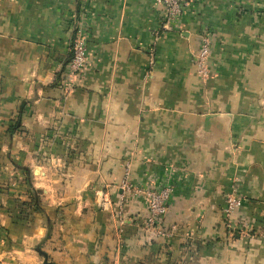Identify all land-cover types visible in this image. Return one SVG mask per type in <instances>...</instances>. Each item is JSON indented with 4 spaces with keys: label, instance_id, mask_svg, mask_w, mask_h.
Wrapping results in <instances>:
<instances>
[{
    "label": "crops",
    "instance_id": "0c3cea01",
    "mask_svg": "<svg viewBox=\"0 0 264 264\" xmlns=\"http://www.w3.org/2000/svg\"><path fill=\"white\" fill-rule=\"evenodd\" d=\"M163 16L157 0H0V264H264V0H193L156 39ZM166 186L161 234L144 192Z\"/></svg>",
    "mask_w": 264,
    "mask_h": 264
},
{
    "label": "built area",
    "instance_id": "2783aa9c",
    "mask_svg": "<svg viewBox=\"0 0 264 264\" xmlns=\"http://www.w3.org/2000/svg\"><path fill=\"white\" fill-rule=\"evenodd\" d=\"M164 6V16L158 29H156V39L161 31L171 30V24L179 20L189 9L193 0H157ZM211 35L209 32L201 35V47L195 53V62L198 65L199 72L203 75L208 74L207 59L211 49ZM72 59L69 64L71 74L77 76L83 72L87 62V46L83 35L79 34L73 41ZM173 188L166 186L160 190H146L144 195L147 200L148 208L150 211L147 225L150 229L158 228V233H163L161 226L164 219L168 214L170 208V197ZM102 206L105 205V200H100ZM242 203L240 198L235 193H230L226 198V207L224 209L226 218H231L234 212L239 208ZM160 228V229H159Z\"/></svg>",
    "mask_w": 264,
    "mask_h": 264
},
{
    "label": "trees",
    "instance_id": "16d2710c",
    "mask_svg": "<svg viewBox=\"0 0 264 264\" xmlns=\"http://www.w3.org/2000/svg\"><path fill=\"white\" fill-rule=\"evenodd\" d=\"M40 205H41V203L39 201L38 192L35 191V190H31L30 193H29V202L20 204L19 205V209L22 208L21 211L24 213L25 210H23V206L33 210L34 208L39 209Z\"/></svg>",
    "mask_w": 264,
    "mask_h": 264
},
{
    "label": "rangeland",
    "instance_id": "374dc122",
    "mask_svg": "<svg viewBox=\"0 0 264 264\" xmlns=\"http://www.w3.org/2000/svg\"><path fill=\"white\" fill-rule=\"evenodd\" d=\"M43 249L46 250V247H43ZM33 255L36 256V258H37V262L36 263H33V264H43L44 257L42 255H40V256L39 255H36V254H33ZM49 262L54 263L53 257H50L49 256ZM54 264H56V263H54Z\"/></svg>",
    "mask_w": 264,
    "mask_h": 264
},
{
    "label": "water",
    "instance_id": "95a60500",
    "mask_svg": "<svg viewBox=\"0 0 264 264\" xmlns=\"http://www.w3.org/2000/svg\"><path fill=\"white\" fill-rule=\"evenodd\" d=\"M44 256H45L44 264H54L52 262H49V256L46 253H44Z\"/></svg>",
    "mask_w": 264,
    "mask_h": 264
}]
</instances>
